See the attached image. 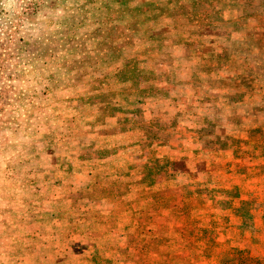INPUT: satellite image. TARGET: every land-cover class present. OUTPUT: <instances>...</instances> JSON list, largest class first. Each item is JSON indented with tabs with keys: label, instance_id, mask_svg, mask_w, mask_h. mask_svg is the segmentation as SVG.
Masks as SVG:
<instances>
[{
	"label": "rangeland",
	"instance_id": "374dc122",
	"mask_svg": "<svg viewBox=\"0 0 264 264\" xmlns=\"http://www.w3.org/2000/svg\"><path fill=\"white\" fill-rule=\"evenodd\" d=\"M151 1L0 0V264H264V38L234 33L237 68L223 69L214 44L189 40L210 9ZM172 9L185 58L147 66L137 51ZM150 68L163 82L187 79L178 118L160 109L148 134L173 151L138 147L155 106L147 98L170 99L172 88L134 91ZM123 132L122 146L138 148L121 160L137 184L122 186L137 199L105 205L75 190L89 185L69 178L85 172L82 158L118 154L103 138Z\"/></svg>",
	"mask_w": 264,
	"mask_h": 264
},
{
	"label": "crops",
	"instance_id": "0c3cea01",
	"mask_svg": "<svg viewBox=\"0 0 264 264\" xmlns=\"http://www.w3.org/2000/svg\"><path fill=\"white\" fill-rule=\"evenodd\" d=\"M177 3V7L180 4H183L185 6H191L193 4L197 5L200 8L210 9L208 11V19L205 21V24H198L194 25L197 26L196 32L191 34L189 37H191L189 40L195 39V38H206L208 41H210V44H214V46L217 48L216 51L212 50L211 57L213 58V61L223 65V69L226 68L227 70L231 68L233 70L235 67L232 66V61L234 62V56L237 53V48L234 47L233 39H235L234 33L240 36L241 39H245L247 37L250 38V33L252 31H255L254 37H258L260 39L264 38V0H152L151 3H149L150 6L155 8V5H163V8H166L168 5ZM174 11L172 9L171 15L172 17L167 18L166 16L161 19L163 20V24L160 25V27L156 29H151V36L148 37V48L145 50L146 54H141L140 50L137 51L138 56L146 57L148 59L146 61L147 66L150 65V67L155 64L156 62H160L161 58L164 56H170L172 58L173 63H177V67H180L181 60L185 58L186 54V48L183 49V46L185 44H182L180 40H183L182 34L185 31V28L182 25L177 24L174 16ZM214 11V12H213ZM169 16V15H168ZM208 23V24H207ZM216 24H220L221 27H218L214 29V26ZM206 26V27H205ZM213 26V27H212ZM204 27V28H203ZM225 30V31H224ZM132 38L137 37L139 31H130ZM258 32V34H257ZM260 32V33H259ZM171 38L172 41L174 39L178 40L173 46L167 47H161V48H154L155 45H151L154 38ZM186 42V38L184 39ZM230 40V41H229ZM222 41H225L222 43ZM132 43V42H131ZM221 43V44H220ZM134 43H132L133 46ZM175 47V48H173ZM259 52H263L264 50H261V46L258 47ZM175 50V51H174ZM179 50V51H178ZM244 53V52H243ZM247 53V52H246ZM250 55V52L247 53ZM245 56V55H244ZM242 63H250V61H242ZM247 65V64H246ZM164 69H166L168 66H163ZM182 67H185V64H182ZM198 69H202V67H198ZM169 71L171 70H177V68H168ZM138 71V70H136ZM197 71V66L195 65V72ZM194 72V73H195ZM146 74L151 75L152 78H147L144 81H136L133 83L134 91L138 92L140 87H155V88H161L163 89L164 86L172 85L170 89V99H163L162 97H153L150 95L147 99L150 101H154L155 106L151 110L146 112V115L148 117H151L148 121V126L145 125L143 129H140L141 139L140 143L138 145L140 150H151L155 151L156 149L160 151H173L177 148L175 147L176 143H172L171 140L164 141L165 143L158 144L159 146L152 144L153 139H148V134H153L149 131L151 119H156L158 117H153L160 111V109H163L165 112H167L169 109L172 111H168V114H170L169 118L177 119L179 115L175 113L176 106L173 104L176 103V100L181 95V88L187 86V79L185 78H179V77H172L175 78L176 84L169 83V82H163V79H166V77L163 78H155V75L153 74L152 68H150V71H146ZM195 78L197 76H194ZM163 84V85H162ZM148 85V86H145ZM137 95V94H136ZM138 96V95H137ZM154 98V99H153ZM181 98V97H180ZM168 103V104H167ZM167 104V105H165ZM171 104V105H169ZM121 134V133H120ZM150 136V135H149ZM151 141V142H148ZM175 144V145H174ZM157 146V147H156ZM161 147V149H160ZM115 148V147H114ZM119 151L120 148L116 147ZM115 148V149H116ZM122 148H131V147H122ZM137 148V147H134ZM149 159V157H147ZM138 163V162H137ZM144 163V162H143ZM156 181V180H153ZM188 194L184 192L182 194L183 200H188ZM188 210V213H191L193 210H196V207H185ZM196 215V214H195ZM195 215L192 216L193 220H197L198 218L195 217ZM199 220V219H198ZM200 229L202 230V225L200 224ZM181 229V228H180ZM189 257V256H188Z\"/></svg>",
	"mask_w": 264,
	"mask_h": 264
},
{
	"label": "trees",
	"instance_id": "16d2710c",
	"mask_svg": "<svg viewBox=\"0 0 264 264\" xmlns=\"http://www.w3.org/2000/svg\"><path fill=\"white\" fill-rule=\"evenodd\" d=\"M117 9L119 8L114 9L115 13L117 12ZM88 53H91V52H88ZM88 55H91V54H88ZM128 135H130L128 132H123L121 134L109 135L103 138L104 141L110 142L113 147L120 148V151L118 154H114L108 159H88L85 156L82 158V161L84 159L88 161V163L83 164L84 167L86 168L85 172L81 174L70 173L69 178L72 180V183H75L76 180H79L80 176L82 177L83 175L84 176L86 175V177L83 178V180H80V182L87 179L86 182L89 185L81 186L79 183H77L76 185H78V187H76V185L75 186L73 185L75 190L76 188H79V191L93 190L96 193H98V194H95L94 196H96L97 198H100L102 201L101 203L105 205L121 203V201L123 202L125 201V199H128L129 196L131 199L135 197L134 188H132L131 191L125 193V190L123 189V186H122L123 184H129V183L134 184V185L137 184V181L134 179V176L128 173L127 165L126 164L122 165L121 163V160L123 159L125 160L124 154L127 150L135 151L138 148L137 146H135L137 147L136 149L135 148H126V149L122 148L124 147L122 145H124L125 143L126 144L128 143ZM101 169L102 170L104 169V171L110 170L112 175L109 178H107L106 175L101 172ZM63 179L64 177L60 178L56 182H58L59 184L65 183L66 181ZM86 182H82V183H86ZM142 183L143 182H141L140 185L143 187ZM136 199H137V196L135 197V199L129 202H133ZM61 200H63V196L60 193L59 201H57L56 204L59 205ZM123 203H127V202H123ZM138 212H139L138 208L137 210L136 209L131 210V214L138 215ZM212 241L213 240H211V242ZM190 257H187V260H191Z\"/></svg>",
	"mask_w": 264,
	"mask_h": 264
}]
</instances>
